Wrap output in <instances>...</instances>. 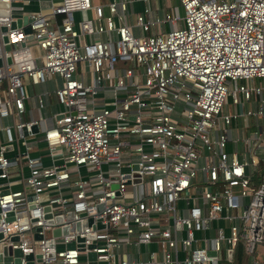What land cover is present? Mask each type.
I'll return each mask as SVG.
<instances>
[{"label":"built area","instance_id":"2783aa9c","mask_svg":"<svg viewBox=\"0 0 264 264\" xmlns=\"http://www.w3.org/2000/svg\"><path fill=\"white\" fill-rule=\"evenodd\" d=\"M31 1L0 0V264H264V0L144 5L140 34L129 0ZM52 74L54 123L19 119Z\"/></svg>","mask_w":264,"mask_h":264},{"label":"crops","instance_id":"0c3cea01","mask_svg":"<svg viewBox=\"0 0 264 264\" xmlns=\"http://www.w3.org/2000/svg\"><path fill=\"white\" fill-rule=\"evenodd\" d=\"M91 1H92V3L105 4L107 0H91ZM43 2H44L43 0H40L38 3H36V0L31 1L26 5V8L36 9L38 6L42 5ZM144 5H148L150 7L152 13L157 14L159 16H162L165 12H169L168 8H170L172 10L171 12L174 14L179 15L181 13L180 7H178V3L176 0H175V5L178 8H173L172 6H170V4L167 0H164V3L161 0H129V2L127 4L125 21L131 28L136 27L134 25V13L137 11H140ZM175 11H177V13ZM82 15L89 16L90 11L85 10L83 12H80V11H74L73 12V17L75 20L78 19ZM129 16H131L133 18L132 22L128 21ZM168 27H169V25L166 21H161L160 23H158L156 25H152L151 27H149L148 29H150V33H148V34L154 33L158 30L167 29ZM135 29H136V31L134 34H140V30L137 27ZM144 33H146V32H144ZM57 84H59V78L56 75L54 77L51 76V78H48L43 82H39V83L28 82L27 83V90H28L29 95H28V98L26 99V101L24 102V110L22 113H20L18 115V118L21 120H27L34 115L40 114L43 118V121H42L43 125H52L54 123V118L52 116V113H54V112H56L62 108V106L56 102V100L54 99V97L52 95V89ZM40 92H42L44 106L40 109H37L35 107V99L34 98H35V95L37 93H40ZM3 121L9 122L10 119L5 118V119H3ZM36 144L38 145L37 147L39 149L36 150L35 152H39L41 150L40 148H41L42 142H36ZM35 152H32V154H34ZM42 160L44 163L48 161L46 158H42ZM212 232H213L212 229L197 231L195 233V236H197V237H199V236L203 237L204 236V237L208 238L212 234ZM200 243L201 242H199V244ZM204 243H208V240L206 239ZM237 244H239V243H236L232 247V249L229 251V253L227 252L230 255V261L227 262L225 260H220L218 262V264H231L232 263L234 247ZM147 250H156V245L149 243V244H146L144 246H139L138 252L134 253L133 256L145 257ZM242 250H243V248H242ZM156 252H157V250H156ZM243 254H244V259H243V262L241 264H247V262L249 260V256L244 251H243ZM157 255H158V253H157ZM253 255L258 259H264V238H263L262 242L256 243L254 245Z\"/></svg>","mask_w":264,"mask_h":264},{"label":"water","instance_id":"95a60500","mask_svg":"<svg viewBox=\"0 0 264 264\" xmlns=\"http://www.w3.org/2000/svg\"><path fill=\"white\" fill-rule=\"evenodd\" d=\"M0 3H3V2H0ZM0 12H2V11H0ZM25 31H28V28L27 27H25ZM5 40V38L3 37V41ZM6 47V46H5ZM5 60H6V62H9V57L8 56H6L5 57ZM37 130V127H36V125H31L30 126V131H36ZM21 132L22 133H25V131L23 130V127L21 128ZM132 166L134 167V164H132ZM112 185H114V184H112ZM68 215L70 216V212L68 213ZM10 218V213H7V216H6V219H9ZM65 230V228H63V231ZM54 234H56L57 232H58V230L57 229H53V231H52ZM15 238V237H14ZM71 243H68V245H70ZM6 250H8V248L6 247V246H3L2 247V251L4 252V251H6ZM13 253L15 254V255H18L19 254V251H18V249H13ZM88 258H93V253L92 252H89L88 253ZM5 260V259H4ZM13 262H14V264H17L18 263V260H17V258H15L14 260H13ZM26 264H29V263H26Z\"/></svg>","mask_w":264,"mask_h":264},{"label":"rangeland","instance_id":"374dc122","mask_svg":"<svg viewBox=\"0 0 264 264\" xmlns=\"http://www.w3.org/2000/svg\"><path fill=\"white\" fill-rule=\"evenodd\" d=\"M163 3H164V0H161ZM168 2H169V4H170V6H172L173 8H178V7H176V5H175V0H167ZM168 10H169V12L170 13H172L171 11V9L170 8H168ZM178 10V9H177ZM176 13H177V11H175ZM129 22H132L133 21V18L131 17V16H129V20H128ZM136 27H130V30H131V32L132 33H135V31H136V29H135ZM148 33H150V29H148L147 31H146V34H148ZM119 65H122V66H124L125 64L124 63H120ZM76 68H77V70L79 71V70H81V69H83V63L81 62V61H79V62H77L76 63ZM55 75L54 74H52V77H54ZM254 82H255V80H254ZM225 110L226 111H229V105L227 104L226 105V107H225Z\"/></svg>","mask_w":264,"mask_h":264},{"label":"trees","instance_id":"16d2710c","mask_svg":"<svg viewBox=\"0 0 264 264\" xmlns=\"http://www.w3.org/2000/svg\"><path fill=\"white\" fill-rule=\"evenodd\" d=\"M244 259L242 245L239 243L234 247L233 261L231 264H241Z\"/></svg>","mask_w":264,"mask_h":264}]
</instances>
